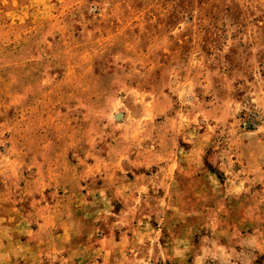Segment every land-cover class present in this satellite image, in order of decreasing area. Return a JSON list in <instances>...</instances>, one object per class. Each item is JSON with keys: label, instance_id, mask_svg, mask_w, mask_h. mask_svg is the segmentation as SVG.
Returning a JSON list of instances; mask_svg holds the SVG:
<instances>
[{"label": "rangeland", "instance_id": "obj_1", "mask_svg": "<svg viewBox=\"0 0 264 264\" xmlns=\"http://www.w3.org/2000/svg\"><path fill=\"white\" fill-rule=\"evenodd\" d=\"M129 210L264 264V0H0V264H100Z\"/></svg>", "mask_w": 264, "mask_h": 264}, {"label": "crops", "instance_id": "obj_2", "mask_svg": "<svg viewBox=\"0 0 264 264\" xmlns=\"http://www.w3.org/2000/svg\"><path fill=\"white\" fill-rule=\"evenodd\" d=\"M137 212L129 210L124 213L123 226L111 228L106 235H102L104 252H101L103 259H100V264H186L188 259L183 254L189 252L191 237L199 228H160L161 222L158 225L150 223V227L147 224L144 228ZM163 233H171L168 236L170 241H164ZM174 243V248L168 247L174 246ZM143 245L148 246L151 252L144 253ZM198 260L194 259V262L197 264Z\"/></svg>", "mask_w": 264, "mask_h": 264}]
</instances>
